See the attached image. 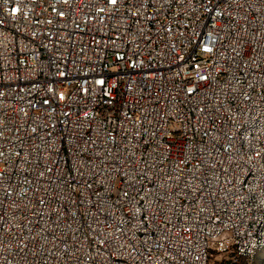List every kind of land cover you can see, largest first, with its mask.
I'll use <instances>...</instances> for the list:
<instances>
[{
  "label": "built area",
  "instance_id": "built-area-1",
  "mask_svg": "<svg viewBox=\"0 0 264 264\" xmlns=\"http://www.w3.org/2000/svg\"><path fill=\"white\" fill-rule=\"evenodd\" d=\"M263 250L264 0H0V264Z\"/></svg>",
  "mask_w": 264,
  "mask_h": 264
},
{
  "label": "rangeland",
  "instance_id": "rangeland-1",
  "mask_svg": "<svg viewBox=\"0 0 264 264\" xmlns=\"http://www.w3.org/2000/svg\"><path fill=\"white\" fill-rule=\"evenodd\" d=\"M264 250L261 252L263 253ZM209 264H225V258L223 254H215L211 259ZM240 264H264V253L260 257L256 255L251 260H243Z\"/></svg>",
  "mask_w": 264,
  "mask_h": 264
},
{
  "label": "trees",
  "instance_id": "trees-1",
  "mask_svg": "<svg viewBox=\"0 0 264 264\" xmlns=\"http://www.w3.org/2000/svg\"><path fill=\"white\" fill-rule=\"evenodd\" d=\"M263 253H264V252H263ZM263 253H261V252H260V253H259V254H257V255L261 257V256L263 255Z\"/></svg>",
  "mask_w": 264,
  "mask_h": 264
}]
</instances>
